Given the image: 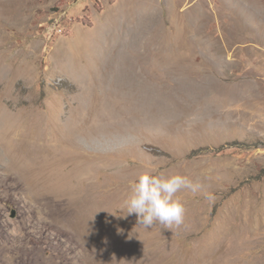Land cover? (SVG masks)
I'll list each match as a JSON object with an SVG mask.
<instances>
[{
    "label": "rangeland",
    "instance_id": "374dc122",
    "mask_svg": "<svg viewBox=\"0 0 264 264\" xmlns=\"http://www.w3.org/2000/svg\"><path fill=\"white\" fill-rule=\"evenodd\" d=\"M115 2L0 0V116L29 120L37 153L27 162L75 152L87 193L109 186L110 195L70 209L83 220L93 210L107 216L99 232L72 227L71 236L49 196L79 195L81 176L65 177L74 167L38 176L31 163L29 180H8L0 160V264H264V0ZM89 33L105 63L77 86L63 69H79ZM129 48L180 49L184 66L167 68L170 79H125L139 69L118 61ZM142 170L202 184L176 193L183 224L145 228L127 214L129 182ZM109 242L112 260L99 247Z\"/></svg>",
    "mask_w": 264,
    "mask_h": 264
},
{
    "label": "bare ground",
    "instance_id": "6f19581e",
    "mask_svg": "<svg viewBox=\"0 0 264 264\" xmlns=\"http://www.w3.org/2000/svg\"><path fill=\"white\" fill-rule=\"evenodd\" d=\"M9 116H11V115H9ZM9 116L7 115L6 118H5V116H0V160L3 161V163H6L5 166L8 169L7 174H5L7 176L3 177L4 179L6 178L8 180H12L13 178H19V176H23L27 180H29V178L31 177V174L34 173V171L37 168H38V172H39L38 176H42V175L47 176V174H48L47 171L50 169H52L54 172L57 169V167H60V168L64 167L66 169L67 167L72 166V167H74L73 172L68 171V173L70 175H66L65 177L70 178L71 175L76 176V174L78 173L79 177L81 176L79 178V182L81 183V186L79 189V195L84 194V195L90 196V194L87 193L88 183L86 185H84V183L87 182L86 178H85V174L87 172V169L84 168V171L82 170V166H81L82 164L81 163L79 164V161H78L79 155L77 153L74 152L68 156L60 155L58 157V159L56 160L55 164H54L55 160L53 159L52 155L48 156V158L46 157V159L49 160L48 162H44V160L41 161L40 159H39L37 165H35L36 162L32 163L29 160H28L29 162H27V160H25V159H31L32 161H36L35 154L37 153L35 150L30 149L31 148L30 134H32V133L29 130H30L31 124L27 118L26 119H23V118L22 119L21 118L16 119V118H11ZM19 123L23 124L25 131L19 130L18 131L19 134H17L16 131L14 130L15 129L14 127L17 126ZM22 133H23V135H22ZM27 133H30V134L27 135ZM12 134L17 135V137L13 138V140H11V138H10V135L12 136ZM20 135H22V136H20ZM5 139L7 141H4ZM5 158L7 159V161H5ZM31 163L33 164L35 170L33 169L34 171H32L30 174V170H32ZM52 175H53V173L50 175L51 179L56 178L59 181L64 180V177H62L61 175H57L55 177H53ZM7 177H9V178H7ZM37 185H39L41 188V184L39 183V181L37 182ZM7 186H10V184H7ZM107 187H109V186H106L104 188L105 192L97 194L98 197H95V196L91 197L90 196V197L86 198L83 195V197L81 198L76 192H72V193H71V191L69 192V189H67V188H66V190L61 188L56 192V194L50 195L49 198L51 199V203L53 204V206L57 210L56 214H59V213L61 214L60 215V218L62 219L61 224L64 223L67 225V227H66V225L62 226L65 228V230L61 226L59 227V229L64 230L68 233H71L70 234L71 236H74V234L72 232L73 231L72 227H74L75 229H77V227H78V228L83 229L84 231H87L90 233L99 232L96 230V227H99L98 226L99 224H101V226H103L107 221V220H105L107 218L105 211L97 212V211L93 210V211L86 214L85 220H83V217L81 218V216L79 218L78 215H75L73 213H72V215H70L69 213H71L70 209L72 207H74L76 205V203L79 202V200L83 204H84V202H86V204L89 205L90 203H87V201H89L90 199L92 200V203L95 202L96 204H97L98 199H102L103 201L109 199L110 195L107 192ZM91 188L93 189V187H91ZM91 188L89 189L90 192H91ZM61 199H66L67 202H63ZM96 215H98V219L95 217ZM108 223H107V225H108ZM112 223H111V225H112ZM111 225L107 226V230L111 227ZM89 246L92 247L93 249L95 248V250L97 248V244H94L93 242H91V244H89ZM99 247L102 250H104L103 255H102L103 259L112 260L109 257V254H110V252H114V250H115L113 244L111 242H109L108 244L100 243ZM26 256H28V255L26 254ZM120 256H125V254H123V255L121 254ZM17 257H18V255H17ZM2 259H3V254H2L1 249H0V260H2ZM15 260H16V257H14L12 260H11V258L9 260L7 259V263L13 264Z\"/></svg>",
    "mask_w": 264,
    "mask_h": 264
},
{
    "label": "clouds",
    "instance_id": "9594fccd",
    "mask_svg": "<svg viewBox=\"0 0 264 264\" xmlns=\"http://www.w3.org/2000/svg\"><path fill=\"white\" fill-rule=\"evenodd\" d=\"M130 192L124 201L127 214H135L138 225L145 228L160 224L170 229L184 222L186 209L176 193L187 189L193 194L202 191V184L179 174H153L142 170L129 182ZM205 199L214 202L215 196L204 193Z\"/></svg>",
    "mask_w": 264,
    "mask_h": 264
},
{
    "label": "crops",
    "instance_id": "0c3cea01",
    "mask_svg": "<svg viewBox=\"0 0 264 264\" xmlns=\"http://www.w3.org/2000/svg\"><path fill=\"white\" fill-rule=\"evenodd\" d=\"M130 3L133 7H137L140 5V0H116L113 5H119V7L124 6ZM121 10L114 12V20L110 18L107 23L104 24L103 30L107 31L110 27H112L111 22H115L120 16ZM111 23V24H110ZM110 31V30H109ZM90 35V33H89ZM91 36L89 41L83 40V44L81 48H79V69H66L63 66V70L66 76L75 83L77 86H82L83 81L87 78H93L96 75V71L92 68L93 64H104L105 60H100L98 57L102 55V51L99 48L94 49L93 51V41L91 40ZM87 38V37H86ZM95 39V43H96ZM118 55H128L129 59L118 60L119 62L123 61L124 63L129 64L130 66L135 67L136 65L139 69H133L129 74L123 76L125 79H143V78H154V79H170L172 77V72L169 67H175L176 72L180 69V67L184 66V60L180 58L183 53H181L180 49H148V48H129L125 49V51H119ZM97 57L92 59L91 57ZM152 67L156 69L155 71H160L161 75H155L148 68ZM166 69V70H164Z\"/></svg>",
    "mask_w": 264,
    "mask_h": 264
}]
</instances>
